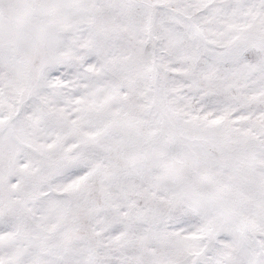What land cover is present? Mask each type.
Listing matches in <instances>:
<instances>
[{
  "label": "snow or ice",
  "instance_id": "snow-or-ice-1",
  "mask_svg": "<svg viewBox=\"0 0 264 264\" xmlns=\"http://www.w3.org/2000/svg\"><path fill=\"white\" fill-rule=\"evenodd\" d=\"M0 264H264V0H0Z\"/></svg>",
  "mask_w": 264,
  "mask_h": 264
}]
</instances>
